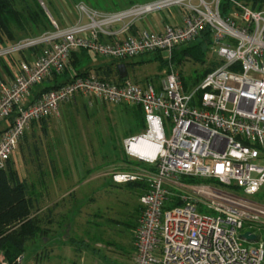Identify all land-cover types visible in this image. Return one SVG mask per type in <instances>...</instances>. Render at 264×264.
Here are the masks:
<instances>
[{
  "label": "built area",
  "instance_id": "built-area-1",
  "mask_svg": "<svg viewBox=\"0 0 264 264\" xmlns=\"http://www.w3.org/2000/svg\"><path fill=\"white\" fill-rule=\"evenodd\" d=\"M170 8L178 9L180 24L132 30L136 19ZM78 9L76 23L60 28L50 17L55 30L0 48V60L20 55L12 75L0 65V123H6L0 130V169L33 124L78 97L141 108L145 133L124 145L129 157L145 165L113 177L117 185H147L132 264H264V243L256 234L264 227V7L245 0H156L113 15ZM205 29L219 61L193 91L172 70L159 87L89 74L35 95L37 87L71 71L73 53L86 50L116 61L171 54ZM163 118L172 122L170 137ZM142 139L148 151H157L155 159L133 148ZM186 179L211 182L193 185ZM190 185L189 193H177ZM173 197L181 204L166 209ZM26 262L24 254L0 259Z\"/></svg>",
  "mask_w": 264,
  "mask_h": 264
},
{
  "label": "rangeland",
  "instance_id": "rangeland-1",
  "mask_svg": "<svg viewBox=\"0 0 264 264\" xmlns=\"http://www.w3.org/2000/svg\"><path fill=\"white\" fill-rule=\"evenodd\" d=\"M154 1L13 0L18 14L10 26L16 37L9 45L39 38L55 30L50 17L60 28L76 23L81 16L80 5L103 15H113ZM41 11L47 15L49 23H42ZM176 15L177 8L152 14L154 18L161 16L169 21ZM84 22L88 23L86 16ZM209 42L211 40L202 38L192 44L204 43V57L199 59L183 53L185 46L176 48L171 54L157 52L130 59L128 80L142 84L149 82L159 87L166 75L175 70L184 78L186 90L193 91L194 84L219 61ZM14 57L19 59L20 55ZM114 63L112 59L92 52L84 53L73 64L70 75L73 77L88 71L95 74V70L101 67L114 68ZM58 79L63 81L64 76ZM49 84L46 82L43 86ZM55 118L58 122L54 131H39L22 140L12 156L14 169L30 183L45 182L50 186L48 176L51 167L72 164L76 166L75 172L78 167L77 174L82 178L80 181L77 179L75 189L65 199V196L59 197L68 189L59 187L54 181L51 191L59 202L52 203L55 200L52 195L45 198V202L38 203L39 217L43 219L42 235L27 244L26 264H132L136 253L135 231L142 207L135 187L117 185L113 177L134 171L135 164L145 165L129 157L124 145L126 139L145 133L143 114L136 108L110 105L93 97H78L62 104ZM163 123L165 134L170 137L172 122L163 118ZM5 125L0 123V128ZM193 185L179 189L177 193H189ZM256 234L264 243V227ZM242 243L246 247L253 246L252 243ZM2 257L6 258L1 254L0 259Z\"/></svg>",
  "mask_w": 264,
  "mask_h": 264
},
{
  "label": "trees",
  "instance_id": "trees-1",
  "mask_svg": "<svg viewBox=\"0 0 264 264\" xmlns=\"http://www.w3.org/2000/svg\"><path fill=\"white\" fill-rule=\"evenodd\" d=\"M256 8H262L261 5H264V0H245ZM42 10V8H41ZM18 10L16 9L13 0H0V48L8 46L10 42L14 41L16 35L13 29L10 26V22L13 23L12 20L15 19ZM43 14L39 15L42 23L45 21L49 23V18L43 11ZM202 38H206V40H211L212 43V34L210 29H205L201 35L194 41L200 40ZM194 42L188 44L190 47L185 46L186 48L183 50V53L188 54L190 57H194L196 59L203 58V49L202 45L204 43H198L196 45ZM181 48V47H180ZM176 50V49H175ZM174 50V51H175ZM173 51V52H174ZM84 53H89L86 50H82L77 53L72 54L71 60V69L73 64L76 61L80 60V56L84 55ZM9 61H14L17 65L18 59L15 57H10L8 59H1L0 65L1 68L6 70L8 73H11L10 66L8 64ZM115 62V63H114ZM115 67L110 66L109 71L106 67H101L95 70V74L99 77L113 81L115 83L123 82L119 76V72L117 66L119 64H125L127 69L129 68V62L126 60L116 61L113 60ZM216 66L208 71L202 79L197 81L194 86L198 85L207 74L212 72ZM72 71H66L64 73V80L59 82L60 77H55L48 86L40 85L35 90V95H39L42 92H47L53 89H56L60 85L70 81L73 77H83L91 74L90 71L76 74L73 77L70 75ZM113 77V78H112ZM128 79V78H127ZM183 84L186 88V83L184 78L182 77ZM149 83V82H148ZM141 113H144L141 108H139ZM145 121V118H144ZM146 128V123H145ZM185 181H190L195 184L209 183L211 181H202L199 179H186ZM136 184L140 183H129L128 185H132L133 187ZM181 201L179 198L174 197L171 201L166 205V209H170L177 205H180ZM38 213V202H36L35 195L33 194L32 186L28 183L27 180L22 179L19 173L14 169V163L12 162V158L7 162V166L5 169H0V254H4L7 260L12 261L19 255H26L27 244L33 240H35L39 235H42L41 222L43 219L39 217Z\"/></svg>",
  "mask_w": 264,
  "mask_h": 264
},
{
  "label": "crops",
  "instance_id": "crops-1",
  "mask_svg": "<svg viewBox=\"0 0 264 264\" xmlns=\"http://www.w3.org/2000/svg\"><path fill=\"white\" fill-rule=\"evenodd\" d=\"M181 23V18L178 14V16L176 15L175 17L173 16L170 21L164 17L158 16L157 18H154L152 15L149 16H145L143 18H139L136 19L134 22V25L132 27V30L134 32L136 31H144V30H151L154 29L157 26H164L167 24H180ZM121 29V25H116L112 27V31L116 32L118 30ZM8 62V61H7ZM9 66H10V70L11 73H8L6 70H3V74L5 75H12L16 69H17V65L16 63H14V61H9L8 62ZM126 107V106H123ZM131 108H136V107H131ZM139 110V108H136ZM58 120L55 118V116H53L52 118L42 121L40 123H35L31 126V129L28 131V133L26 134V136L24 137L23 140H26L30 135L35 134L39 131H54L55 126L57 125ZM3 128V127H2ZM0 128V130L2 129ZM23 141L20 142V144ZM75 167L74 165L71 164V166L66 165H56L55 167H51L50 169V174L48 176L49 178V185H46L45 182H39V183H30L28 181V183L33 187V194L35 195L36 198V202L43 203L46 201L47 197L49 196H54L52 199H55L52 203L57 204L59 202L58 198L55 197V195L53 194V190L51 191V189L54 188V184L53 182H58V184L60 185L59 187H64L65 189H68L66 193H64L63 196L59 197L63 199H65L68 195H70L73 190L76 187V183H77V179L78 181H80V179L82 178L81 175H78L77 173L78 171V167L77 170L75 172ZM81 169V167H79ZM20 177L22 178V176L20 175ZM25 179V178H22ZM26 180V179H25ZM52 185V186H51ZM39 187V189H38ZM49 187L48 190L43 191V189H47ZM135 189L138 191V197L140 199L141 195H143L146 191H147V185H145L144 183H140V184H136ZM46 198V199H45ZM51 199V200H52ZM141 207V206H140ZM38 215L40 214V212L37 213ZM37 239V238H36ZM34 241V240H33ZM1 255V254H0ZM4 255V254H3ZM28 258V257H27ZM28 260V259H27ZM31 264V263H30Z\"/></svg>",
  "mask_w": 264,
  "mask_h": 264
},
{
  "label": "bare ground",
  "instance_id": "bare-ground-1",
  "mask_svg": "<svg viewBox=\"0 0 264 264\" xmlns=\"http://www.w3.org/2000/svg\"><path fill=\"white\" fill-rule=\"evenodd\" d=\"M145 143H146L145 139H142L141 141H139L138 144L133 145V148H135L138 154H140L142 157L149 159V160L155 159L157 155V151L156 150L148 151L146 149ZM152 154L153 155L155 154V155L153 156Z\"/></svg>",
  "mask_w": 264,
  "mask_h": 264
},
{
  "label": "water",
  "instance_id": "water-1",
  "mask_svg": "<svg viewBox=\"0 0 264 264\" xmlns=\"http://www.w3.org/2000/svg\"><path fill=\"white\" fill-rule=\"evenodd\" d=\"M118 72H119V76L122 80L127 79L128 78V69L127 66L125 64H119L117 66ZM243 238L248 239L250 241H255V237L254 236H250L248 234H245L243 236Z\"/></svg>",
  "mask_w": 264,
  "mask_h": 264
}]
</instances>
